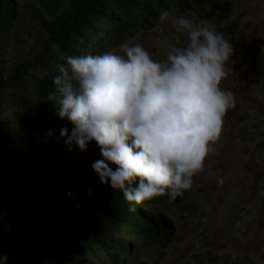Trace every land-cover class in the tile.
Segmentation results:
<instances>
[{
    "label": "clouds",
    "instance_id": "9594fccd",
    "mask_svg": "<svg viewBox=\"0 0 264 264\" xmlns=\"http://www.w3.org/2000/svg\"><path fill=\"white\" fill-rule=\"evenodd\" d=\"M158 22L185 37L164 60L127 40L118 50L69 55L47 96L54 116L72 128L61 127L58 137L47 130L46 141L63 139L79 152L94 142L101 159L91 168L102 185L122 193L129 213L158 197L171 204L191 188L234 106L233 91L221 86L233 73L230 38L207 19L170 9Z\"/></svg>",
    "mask_w": 264,
    "mask_h": 264
},
{
    "label": "rangeland",
    "instance_id": "374dc122",
    "mask_svg": "<svg viewBox=\"0 0 264 264\" xmlns=\"http://www.w3.org/2000/svg\"><path fill=\"white\" fill-rule=\"evenodd\" d=\"M167 1L168 10L186 16L192 4H197L194 13L188 17L196 22L201 19L202 6L198 3L199 0H187L188 6L184 12L176 8V2ZM0 2V150L13 149L11 140L20 137H31L43 144L64 145L63 139L46 141L45 131L51 130L58 137L59 129H49L47 122L37 113L39 108L36 104H28L25 106L26 111H22L17 89L11 83L9 74L14 65H31L39 60L43 62L37 68L26 70L25 74L28 76H23V84L28 86L27 81L33 78L52 81L58 66L49 63V53L43 52L47 35L41 28V23L50 21L53 15L68 11V0ZM91 25L94 30L83 32L82 37L101 31L94 23ZM183 36V33L176 32L167 23H160L157 19L151 30L143 31L138 28L129 35L107 40L99 49L91 48L90 43L80 45L79 42L71 47L75 53L73 55L100 54L118 50V45L127 40L129 43H141L154 59L162 61L170 47L183 44ZM59 61L60 65L65 63L63 58ZM66 123L72 127L68 121ZM68 130L70 132L71 129ZM246 131L247 129L241 130L238 138L243 139ZM253 132L255 129L248 131ZM254 144L258 142L255 141ZM44 151L45 149L35 153H21L23 159L32 162L31 169L36 171L33 176L4 167L0 155V185L14 191L10 202L0 206V264H35V258L45 244V236H53L52 223L48 218L52 213V204L58 206V216L66 215L72 209L84 206L86 199H99L111 189L99 182L91 168L94 161L101 159L94 142H90L84 152L77 151L74 145L69 151L64 145L62 151H68L64 157L43 154ZM204 169H212L211 153L205 157L203 170L194 175L189 190L184 191L171 204L165 200L159 201L157 205H164L161 210L144 211L152 222L157 221L160 227L171 229L170 242L165 248L157 246L143 249L133 245L127 238L117 239L115 234L111 238H105L113 246L128 247V253L118 257L120 264H246L248 259L244 254L236 257L229 253L231 236H227L228 225L221 226L218 217H215L220 207L212 184L217 181V177L210 171L204 173ZM164 199L167 200V197ZM223 232L226 233L225 237ZM93 234L96 235V232ZM63 247L62 252L55 256L58 264H68L69 261L99 264L98 261H102V258L93 259L82 252L79 256L71 254L67 251L68 248L79 250L69 243Z\"/></svg>",
    "mask_w": 264,
    "mask_h": 264
},
{
    "label": "trees",
    "instance_id": "16d2710c",
    "mask_svg": "<svg viewBox=\"0 0 264 264\" xmlns=\"http://www.w3.org/2000/svg\"><path fill=\"white\" fill-rule=\"evenodd\" d=\"M177 3L176 8L184 12L187 8V0H170ZM167 0H68L69 10L60 15H53L48 22H42L41 28L47 35L43 45V52L49 53L48 62L54 66H61L60 59L75 54L72 45L79 42L80 45L90 43L93 49L102 48L105 42L112 38H120L136 32L138 28L143 31L152 29L158 19L161 10H168ZM2 5L0 2V22ZM94 23L101 31L91 32L81 36L83 32L92 29ZM43 61H34L31 65H14L9 74V79L17 89V97L22 111L25 106L36 104L38 114L47 122L49 129L66 127L71 129L67 120H61L54 116L53 108L47 102L48 94L53 90L52 81L33 78L27 81L28 86L23 84V76L28 68H37ZM14 148L0 150L3 166L33 176L32 162L23 159L22 152H37L45 149L43 154L64 157V145L43 144L31 137L12 139ZM14 197V191L0 185V206L8 204ZM166 198V197H165ZM164 197H158L136 205L137 211L129 213L128 204L122 193L110 189L99 199H86L84 206L74 208L66 215L56 214L58 206L51 205L52 213L48 215L52 223L53 236H45V244L35 258V264H58L55 256L69 243L71 247L67 251L75 256L79 253L89 255L93 259L102 258L99 264H120L118 257L128 253V247H116L106 242V237L113 234L117 239L127 238L133 245L143 249H153L157 246L165 248L170 242L171 229L160 227L157 221L148 219L145 210H161L164 205H157L159 201L165 202ZM96 232V235L93 234ZM72 250V251H71ZM130 256V255H129ZM50 261V262H46ZM68 264H81L69 261Z\"/></svg>",
    "mask_w": 264,
    "mask_h": 264
},
{
    "label": "crops",
    "instance_id": "0c3cea01",
    "mask_svg": "<svg viewBox=\"0 0 264 264\" xmlns=\"http://www.w3.org/2000/svg\"><path fill=\"white\" fill-rule=\"evenodd\" d=\"M198 3L201 19L228 36L234 49L233 73L221 84L233 91L234 106L227 110L213 144L212 169H204L217 177L212 186L222 211L215 217L221 226L228 225L232 256L244 254L246 264H264V0ZM196 6L192 4L188 16ZM244 129L247 131L239 139ZM253 129L255 132L248 133Z\"/></svg>",
    "mask_w": 264,
    "mask_h": 264
}]
</instances>
